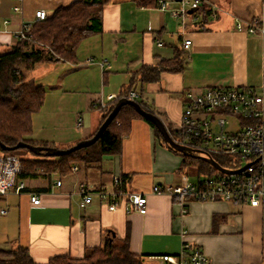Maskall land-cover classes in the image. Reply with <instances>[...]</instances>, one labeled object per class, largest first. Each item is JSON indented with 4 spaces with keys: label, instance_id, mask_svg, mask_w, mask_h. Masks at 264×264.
I'll use <instances>...</instances> for the list:
<instances>
[{
    "label": "crops",
    "instance_id": "1",
    "mask_svg": "<svg viewBox=\"0 0 264 264\" xmlns=\"http://www.w3.org/2000/svg\"><path fill=\"white\" fill-rule=\"evenodd\" d=\"M72 1L0 0V50L17 43L14 32L32 22L37 10L50 14ZM177 2L171 6L177 7ZM202 4L213 11L205 27L196 22L183 25L158 6L112 0L104 6L103 31L82 41L77 61L50 64H62L67 73L81 72L89 84V107L100 110L99 101L120 94L142 65L171 58L177 48L182 49L186 56L183 71H164L158 80L147 83L135 79L134 89L166 126L168 120L180 121L187 91L215 85L259 90L264 84V33L260 29L250 33L247 26L258 21L264 28V0H202ZM16 5L20 11H14ZM238 22L244 29L237 28ZM185 39L191 40L188 48ZM103 59L108 61L102 66L99 61ZM93 80L102 85L95 96L90 91ZM34 115L35 126L39 114ZM101 119L97 113H86L78 116L74 129L69 127L68 116L60 122L57 118L53 131L41 134L34 127L28 139L33 144L66 148L92 136ZM142 121L134 120L132 131L123 137L121 152L104 156L100 168L78 167L61 177V186H53V178L27 179L23 190L12 188L0 194V248L22 245L36 262L46 263L64 254L83 258L107 240L120 244L128 238L130 250L142 256L145 264H161L158 256L179 253L187 241L203 249L209 264H264V206L220 200L181 202L153 193L156 184L191 180L182 173L181 158L156 140L154 130ZM122 174L130 175L128 191L148 194L147 214L126 212L123 207L111 211L98 201L81 206L80 185L112 189L113 177ZM34 194L40 204L32 203Z\"/></svg>",
    "mask_w": 264,
    "mask_h": 264
},
{
    "label": "trees",
    "instance_id": "2",
    "mask_svg": "<svg viewBox=\"0 0 264 264\" xmlns=\"http://www.w3.org/2000/svg\"><path fill=\"white\" fill-rule=\"evenodd\" d=\"M111 1L74 0L68 5H61L47 14L45 19L34 23L28 32L31 39L17 40L16 44L0 53V141L2 143L8 146H13L20 141L32 143L28 136L33 131V115L42 108L46 99V90L35 80L27 79L28 72L39 62H76L77 50L82 41L103 31L104 6ZM134 1L139 5L157 7L159 0ZM191 13L198 17L196 25L205 27L213 11L206 4H202L201 0L198 8ZM185 65L186 56L180 48L176 49L175 55L171 58L163 57L155 64L142 65L131 82L122 89L121 98H128L129 92L135 90L137 77L143 82H152L158 80L164 71H183ZM135 100L148 110L142 100L138 98ZM116 102L100 109L101 123L108 117ZM137 118L147 121L156 128L157 135L161 136L157 127L139 114L133 105L124 104L100 139L91 146L62 156L37 155L30 150L31 156H18L15 154L17 149L3 150L0 146V154L16 155L20 158L21 170L16 176L17 183L39 177L47 179L53 176L65 177L72 173V166L75 164L78 167L100 168L104 156L121 152L123 137L132 131L133 122ZM161 141L184 157L182 164H186L191 159H198L174 150L163 138ZM41 145H48V143L44 142ZM214 158L221 165L230 166L225 160L219 157ZM198 160L208 166L209 174L218 173L206 161ZM121 178L122 188L126 189L130 175L122 174ZM0 264H145V262L142 256L130 250L129 240L126 238L120 244L107 240L103 245L89 249L83 258L64 254L54 256L46 263L36 262L29 249L22 245L0 248Z\"/></svg>",
    "mask_w": 264,
    "mask_h": 264
},
{
    "label": "built area",
    "instance_id": "3",
    "mask_svg": "<svg viewBox=\"0 0 264 264\" xmlns=\"http://www.w3.org/2000/svg\"><path fill=\"white\" fill-rule=\"evenodd\" d=\"M174 0H159L158 7L169 11L172 16L187 22H197L198 17L192 15L191 9L198 8L201 0H180L177 7H172ZM14 11H20L21 6H14ZM47 17L45 10H37L32 22L23 23L14 32L17 40L31 39L28 32L34 23ZM8 22L7 20L5 21ZM237 28L244 29L238 22ZM264 28L253 21L247 26V31L255 33ZM1 33V30H0ZM162 45L161 42H158ZM190 39L184 40L188 48ZM107 59L100 60L103 66ZM90 62H93L91 59ZM140 94L131 90L128 98L137 99ZM121 98L120 94H110L97 104L103 109ZM81 118L79 124H81ZM170 132V131H169ZM178 138H172L181 145L202 151L203 155L212 158L219 157L230 164L228 169H241L236 173L207 174L205 178L197 177L182 184H156L153 193L167 195L181 202L197 201H227L237 202L252 207L264 206V84L258 90L254 87L208 86L199 92L187 91L178 126L175 129ZM215 159V158H214ZM223 166V165H222ZM21 170L20 158L16 155L0 154V194H6L14 188L17 192L25 188V181L17 183L16 176ZM78 170V165L72 166V172ZM53 186H61L59 176H53ZM81 206L98 201L111 211L123 207L126 212L147 214L149 196L145 193L132 192L122 188L121 176L113 177L112 189L88 188L80 185ZM33 204H40L37 195H31ZM184 213L187 209L183 210ZM3 213L6 210L2 211ZM186 233H183L185 236ZM161 264H209V258L203 249L190 242H183L177 254L158 256Z\"/></svg>",
    "mask_w": 264,
    "mask_h": 264
},
{
    "label": "rangeland",
    "instance_id": "4",
    "mask_svg": "<svg viewBox=\"0 0 264 264\" xmlns=\"http://www.w3.org/2000/svg\"><path fill=\"white\" fill-rule=\"evenodd\" d=\"M4 51L5 50H0V53H3ZM36 65L35 68L28 72L26 78L35 80L36 83L43 85L46 90V100L42 108L34 115L37 116L39 114V120L36 119L35 126L33 121V128L36 127L38 131H41V134L50 130L53 131L57 118H59L60 122L62 119L65 120V117L68 116L69 127L77 129L76 121L78 116L84 117L86 113H97L99 116H102L101 110L89 107L87 99L89 84L84 80L81 72L77 73L76 71H72L67 73L65 72L66 68L63 67L62 64H50V62H39ZM101 86H98V84L95 85L94 80L92 81L90 91L93 96L100 93ZM139 90L141 91L140 86ZM138 99L142 100V97H139ZM155 111L158 112L157 110ZM141 120L154 130L156 140L161 141L163 138L162 134L159 137L156 133L155 127H152V125L144 119ZM71 122H73L74 127L71 126ZM178 124V121L171 119L168 120V126H166L174 138H178V135L175 132ZM137 128L138 123L136 124V130ZM172 152L178 158H181L183 162L184 157L181 154L174 151ZM15 154L18 156H31V153L27 148L17 149ZM207 167L208 166L203 164L200 160L191 159L188 160L186 164H183L182 173L185 175V179L188 180H194L197 177L205 178L209 173Z\"/></svg>",
    "mask_w": 264,
    "mask_h": 264
},
{
    "label": "water",
    "instance_id": "5",
    "mask_svg": "<svg viewBox=\"0 0 264 264\" xmlns=\"http://www.w3.org/2000/svg\"><path fill=\"white\" fill-rule=\"evenodd\" d=\"M176 1H180V0H176ZM193 10L194 9H191L190 12H193ZM124 104L133 105L139 114H141L143 117L150 120L157 127V129L161 132L163 139L174 150L181 152L182 154L186 156H192V157L201 159L203 161H206L211 166H213L215 169L223 173H236L245 168L244 167L241 169H228L222 166L216 159L210 156L203 155L202 151L179 144L172 138L168 128L166 127L165 123L163 122V120L160 118L158 114H156L155 112L151 110H147L143 108L142 105L138 101L127 98V97H122L116 102L114 108L112 109L108 117L100 124L99 128L93 134L92 137L80 140L79 142L75 143L74 145L68 148H59V147L50 146V145L33 144L27 141H20L13 146H8L0 141V146L3 150H16L19 148H27L32 153L37 154V155L45 154L46 156H62L65 154H69L73 151H76L84 147L91 146L94 143H96L100 139L104 130L113 121V119L116 117V115L118 114V112L120 111L121 107Z\"/></svg>",
    "mask_w": 264,
    "mask_h": 264
}]
</instances>
